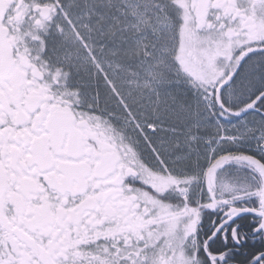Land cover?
Wrapping results in <instances>:
<instances>
[{
	"label": "snow or ice",
	"instance_id": "1",
	"mask_svg": "<svg viewBox=\"0 0 264 264\" xmlns=\"http://www.w3.org/2000/svg\"><path fill=\"white\" fill-rule=\"evenodd\" d=\"M0 264H264V0H0Z\"/></svg>",
	"mask_w": 264,
	"mask_h": 264
}]
</instances>
